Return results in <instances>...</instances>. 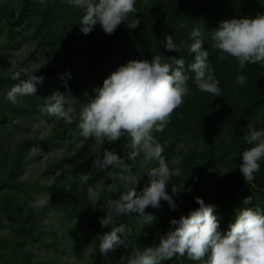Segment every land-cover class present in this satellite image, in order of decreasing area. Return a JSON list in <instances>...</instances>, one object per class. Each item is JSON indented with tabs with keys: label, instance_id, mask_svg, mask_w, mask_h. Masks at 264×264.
Wrapping results in <instances>:
<instances>
[{
	"label": "rangeland",
	"instance_id": "374dc122",
	"mask_svg": "<svg viewBox=\"0 0 264 264\" xmlns=\"http://www.w3.org/2000/svg\"><path fill=\"white\" fill-rule=\"evenodd\" d=\"M20 3L21 0H0V7L17 14ZM27 3L17 25L0 17V264H71L73 257L78 264H126L127 256L158 244L174 227L170 219L196 202V197L205 203H219L235 188H242L241 204L233 203L226 208L228 224L243 207L264 210V196L242 184L244 179L239 171V157L250 147L244 140L248 126L264 128V65L249 64L241 70L235 58L212 47L209 36L204 47L209 52L222 96L213 97L197 90L190 78V92L183 104L174 110L162 132L153 133L164 148L163 156L169 167L181 172L166 186L170 195L172 189H178L173 196L178 210H170L163 200L158 209L149 206L145 211L157 218L150 226L142 223L137 213L115 218L113 226L123 223L127 227L125 244L101 254L95 237L110 231V227L102 228L99 218L106 215L110 199L119 195L111 193L109 187L117 183L121 191L127 189L116 179L121 174L119 169L109 167L100 172L93 166V160L101 157L105 149L119 154L140 175L135 186L138 193L148 184L147 169L138 160L127 159L130 138L121 137L103 145L91 138L85 141L77 135L78 121L65 125L46 115L41 111V98L53 91H69L78 98V110L80 104L88 103L94 96V87L101 86L104 78L132 59L123 53V47L114 55H106L108 35L99 23L90 34H82L78 23L83 13L64 0ZM135 7L136 16L129 17L115 32L132 30L127 25L133 19H139V24L149 31L173 25L175 31L170 35L178 45H190V32L202 23L205 31L211 33L220 21L264 14V0H137ZM176 8L182 9L183 14L171 17ZM219 15L221 20L217 21ZM142 45L143 42L134 43L133 47ZM181 53L188 54L184 58L187 69L193 55L186 47H181ZM172 57L174 52L164 48L162 63H173ZM54 67L59 70L46 76ZM21 69L42 76L43 82L37 85V97H24L13 105L5 100L4 94L19 82L12 77ZM90 69L93 71L89 77L81 80ZM64 73L71 75L70 79L64 77L67 89L62 83ZM240 75L247 78L242 86L236 83ZM25 78L21 74V79ZM249 105H253L249 117L237 125ZM254 175L256 187L264 190V160ZM239 180L241 184H237ZM47 193L49 206L34 207V201ZM249 197L250 202L245 204V198ZM118 235L123 239L122 234ZM164 264H204V261L177 255Z\"/></svg>",
	"mask_w": 264,
	"mask_h": 264
},
{
	"label": "clouds",
	"instance_id": "9594fccd",
	"mask_svg": "<svg viewBox=\"0 0 264 264\" xmlns=\"http://www.w3.org/2000/svg\"><path fill=\"white\" fill-rule=\"evenodd\" d=\"M64 2L83 13L78 24L84 35L90 34L97 23L106 35H111L129 17L138 13L135 7L137 0ZM40 3L44 4L45 0H40ZM139 23V19H133L127 26L135 29ZM209 36L212 47L235 58L241 70L249 64L264 65V14H257L220 21L211 33L205 31L202 23L190 32V45H178L172 35L166 36L163 42L166 51L180 52L181 47H186L193 55V62L187 69L183 56L172 57L173 63H162L161 55H156L151 60H131L119 66L103 79L101 86L93 88L94 96L88 103L80 104L78 110V98L69 91H53L41 98V111L46 115L63 121L65 125L78 121L77 135L85 141L91 138L103 145L106 141L114 143L121 137L130 138L127 159L132 162L138 160L140 166L147 169L148 184L138 193L135 186L140 175L135 174L119 154L105 149L101 157L93 160V166L100 172L109 167L119 169L121 174L116 179L127 189L121 191L117 183L109 187L111 193L119 195L110 199L106 215L99 218L102 228L110 227V231L98 233L95 237L101 254L125 244L127 227L123 223L113 226L115 218L137 213V218L150 226L157 218L145 211L149 206L158 209L163 200L170 210H178L173 199L178 189H172L170 195L166 186L173 176L179 177L181 172L169 167L163 156L164 148L153 133L162 132L174 110L183 104L184 97L190 92V78L197 90L213 97L222 96L220 82L208 59L209 52L204 47ZM188 72L193 75L190 77ZM21 74L26 78L21 79ZM64 77L70 79L71 75L64 73L62 76L67 89ZM12 79L19 82L10 86L4 98L13 105L18 104L21 98L36 96L37 85L43 82L42 76L33 75L29 69H21ZM246 79L244 75L237 76L236 83L242 86ZM244 140L250 147L239 157V171L244 181L251 184L255 180L254 174L260 170V162L264 160V128L249 125ZM195 200L198 208L179 219H170L169 223L174 227L160 238L159 243L127 256L126 264H164L177 255L195 262L204 261V264H264V210L241 208L222 234L218 231L219 221L214 214L217 205L206 204L200 197ZM250 200V197L245 198L244 203L248 204ZM33 206L48 207V193L46 197L36 199ZM71 264H78L75 257Z\"/></svg>",
	"mask_w": 264,
	"mask_h": 264
},
{
	"label": "trees",
	"instance_id": "16d2710c",
	"mask_svg": "<svg viewBox=\"0 0 264 264\" xmlns=\"http://www.w3.org/2000/svg\"><path fill=\"white\" fill-rule=\"evenodd\" d=\"M29 0H21L20 6L17 10V14H14L12 11L5 9L4 7H0V17L3 19V21L12 24V25H17L19 20L22 18L24 15L25 11L27 10V5ZM178 14L177 16H181L183 14L182 9H177L175 10L174 13L171 14V17H174V15ZM221 20V16L219 15L217 21ZM173 26V25H172ZM170 25L162 26L158 28L157 31H149L148 29L145 28L144 25L139 24L137 28L132 29L127 32H121L117 33L114 32L111 35H108L107 40H108V50L106 55H114L119 47H123L124 54H127L128 57L132 60H144L147 58H152L156 55H161V53L164 51V41L165 37L172 34L175 29L172 28ZM143 42L144 45L140 47H133L134 43H140ZM180 56H188V54L184 55V53L180 52H174V57L179 58ZM216 57V55L214 56ZM98 66V62L94 65V69ZM59 67H54L52 70L49 71L48 75L49 76L53 71H57ZM93 69H90L81 80L84 81L85 78L89 77V73H92ZM81 84V82L79 83ZM253 106V105H252ZM249 105L246 107V110L242 113V116L237 122L238 124H242V122H245L246 118L249 117L250 113V108L252 107ZM246 117V118H245ZM237 184H241V181ZM242 184L250 186V188H254L255 191L254 193L258 194V196L263 195L264 196V190H259L258 187H256V182L253 181L251 184H248L247 182H243ZM241 186V185H239ZM245 187V186H244ZM234 191L236 193H234ZM233 192L230 194H227V198L223 199L222 202L215 203V202H208L206 204H215L217 205V209L215 211V215L218 218L219 221V228L218 231H220L222 234L228 229V216L226 213V208L231 206V204H241L239 202V196L242 194V188L237 189L235 188ZM255 200H258V198H255ZM234 205V204H233ZM243 206V205H242ZM199 205L196 202H192L189 205L185 206L180 210L176 215L175 219H179L182 215H187L191 210H194L198 208Z\"/></svg>",
	"mask_w": 264,
	"mask_h": 264
}]
</instances>
